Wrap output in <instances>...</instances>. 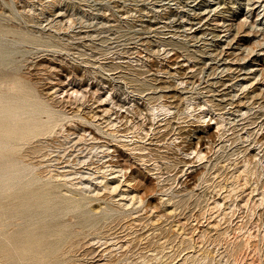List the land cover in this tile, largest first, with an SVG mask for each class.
<instances>
[{"label":"rangeland","instance_id":"1","mask_svg":"<svg viewBox=\"0 0 264 264\" xmlns=\"http://www.w3.org/2000/svg\"><path fill=\"white\" fill-rule=\"evenodd\" d=\"M0 25L29 34L0 101L52 116L29 141L0 116V264H264V0H0Z\"/></svg>","mask_w":264,"mask_h":264},{"label":"bare ground","instance_id":"2","mask_svg":"<svg viewBox=\"0 0 264 264\" xmlns=\"http://www.w3.org/2000/svg\"><path fill=\"white\" fill-rule=\"evenodd\" d=\"M9 33H14V34H16V36H19L17 38V39H19L18 41L26 40V35H27V37L29 36V34H27L26 32L21 33L18 30H16L14 25L11 28H10V26L4 27L3 25H0V40H1V38H3V36H5V35L7 36ZM33 33H35V32H33ZM4 38H6V37H4ZM4 52H5V45L0 41V55H3ZM7 62H8V59L5 60V59H3V57H0V66H6ZM4 81L5 80L3 79V77L0 76V83H2ZM16 83L17 82L10 84L9 90H11L12 93L8 97H11V99L13 98V100L15 99L14 101L16 104H17L19 99H22L24 101V104L21 107H19V106H17L18 104L16 106H13V103L9 104V102L4 103V102L0 101V116L3 119H5V118H8L9 116H11L13 114L14 116H13V118H11V120H12L13 124H15V125L18 124L16 128H12V131H9V129H6L5 127H3V131H5V134L7 135V137L9 139H12L14 141H19V140L29 141L34 136H36L35 134L32 133L33 130L37 129L43 134V131H46L47 129L51 128L50 124L52 123V119H51L52 116L48 115L47 119L45 121L34 119L35 118V116H34L35 112L34 111L36 110L35 107H39V106H37L36 102L33 101V97L31 96L30 91L25 90V94H22L20 91L24 90L23 87L17 86ZM2 94H0V95H2ZM27 109H29V111H27ZM25 111L28 112V115H26V116H24ZM7 124L9 127H11L10 123H7ZM24 129L27 130L28 132L25 134L24 133L20 134V131L24 130ZM40 132H39V134H41ZM115 173H116V171H115ZM59 175H60V173H59ZM114 176H115V174H114ZM21 197H22L21 194L15 196V197L8 195L7 196L8 201L6 203L7 205H6V208L4 209V210H6L5 211V218H9L7 224H11L10 233L13 236H19V235L23 236L26 232L25 229L27 228V227L25 228V225H24L25 222H23V219L18 215L17 208L20 204H17V203L14 204V202H15L14 200H16L17 198H21ZM25 198H27V197H25ZM19 201H20V199H19ZM26 209H28V208H26ZM15 210H17V211L13 213V211H15ZM47 213H48V211H47ZM50 220H49V222H50ZM12 225H13V227H12ZM32 225L33 224H29L28 226H32ZM0 230L1 231L5 230L4 224H1Z\"/></svg>","mask_w":264,"mask_h":264}]
</instances>
